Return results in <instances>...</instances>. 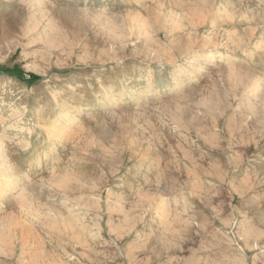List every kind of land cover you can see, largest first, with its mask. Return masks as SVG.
<instances>
[{
    "label": "rangeland",
    "instance_id": "rangeland-1",
    "mask_svg": "<svg viewBox=\"0 0 264 264\" xmlns=\"http://www.w3.org/2000/svg\"><path fill=\"white\" fill-rule=\"evenodd\" d=\"M0 147V264H264V0H0Z\"/></svg>",
    "mask_w": 264,
    "mask_h": 264
},
{
    "label": "bare ground",
    "instance_id": "bare-ground-1",
    "mask_svg": "<svg viewBox=\"0 0 264 264\" xmlns=\"http://www.w3.org/2000/svg\"><path fill=\"white\" fill-rule=\"evenodd\" d=\"M261 41V40H260ZM261 44V43H260ZM258 45V44H257ZM259 49V47H257ZM257 50V49H256ZM119 84V83H118ZM112 88V87H111ZM113 89V88H112ZM111 89V90H112ZM99 93V92H98ZM109 95V94H108ZM111 96V95H110ZM64 110L59 111V115L64 114ZM68 114V112H66ZM70 114V113H69ZM58 115V116H59ZM66 115V114H65ZM68 117V116H67ZM60 118V117H59ZM76 120V119H75ZM70 121V120H69ZM53 127L55 128V123L53 124ZM22 128V126H21ZM60 128V127H59ZM62 129V128H61ZM51 136L55 135L53 132L50 134ZM54 137V136H53ZM5 150L0 147V194L5 195L7 188L9 185L11 186L12 183V176H13V167L10 163L9 157L6 153H4ZM44 156V155H43ZM14 185V184H13ZM12 187V186H11ZM14 188V187H13ZM12 188V189H13Z\"/></svg>",
    "mask_w": 264,
    "mask_h": 264
}]
</instances>
